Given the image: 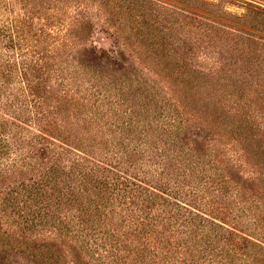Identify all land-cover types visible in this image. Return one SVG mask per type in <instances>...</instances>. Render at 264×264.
I'll use <instances>...</instances> for the list:
<instances>
[{
	"label": "rangeland",
	"instance_id": "1",
	"mask_svg": "<svg viewBox=\"0 0 264 264\" xmlns=\"http://www.w3.org/2000/svg\"><path fill=\"white\" fill-rule=\"evenodd\" d=\"M4 58L0 264H130L188 230L195 264L226 247L200 186L216 160L262 167L239 132L264 146V0H0V74ZM234 213L233 233L264 238Z\"/></svg>",
	"mask_w": 264,
	"mask_h": 264
},
{
	"label": "trees",
	"instance_id": "2",
	"mask_svg": "<svg viewBox=\"0 0 264 264\" xmlns=\"http://www.w3.org/2000/svg\"><path fill=\"white\" fill-rule=\"evenodd\" d=\"M3 62L4 74L0 75H2V77L4 78L10 72L8 67V61H6V58H4ZM6 80L7 79L4 78L1 82V85L6 84ZM24 92L30 94L27 88H24ZM89 123L90 122L83 123L82 125L86 124V126L90 127L91 125ZM55 124L56 128L58 127L60 131L62 130V128H64V124L62 123L57 122ZM201 124L203 126L204 122L201 121ZM207 126L210 127L209 124H207ZM177 127L179 129L176 130V132L180 131L183 126ZM213 135H215V137L210 138V140H213V142L218 146L222 145L226 149L228 154H232L230 150L231 148H233L231 147V140H224L221 136L219 137V133H215ZM239 135L242 137V139H240L242 140V142H247V144H250L249 150L253 151V157L256 159L259 166L262 167H258V169L256 167L250 170L248 167H245L243 169H237L235 166L234 168L227 167L228 170H226L221 166V164H223L222 161L216 160L215 166H217V169L214 171H210L207 176L202 179V186H200L203 188L202 190L204 192L203 195H201L203 198L202 205L204 206L202 211L204 217H202V219L210 223V225L208 226L211 227V230L215 231L216 229L212 228L213 226L221 227L223 225H227V234L229 236V243L226 242V244L228 243L226 247L224 246L219 250L213 249L212 247L210 248L209 245L207 250L202 249L201 251H198L197 249L198 254L211 253V262H209V260L203 256L207 259L208 264H221V262L223 264H259L260 261V264H264V241L262 240L264 238H259L257 234H248L247 237H241V235L233 233V230L237 229L235 221L238 216L234 213V211H239V213L246 214L247 217L253 218L255 220H264V186H246V183L248 182L249 178L252 179L253 177H257V175L259 176V178H262V175L264 176V146L261 144V142H256L253 137L249 138V136H244L243 132H239ZM101 138L102 139L94 140L95 147L99 148L100 145L106 143L104 141H101L103 140V136H101ZM173 139H175V137ZM209 147L210 145L208 146V148ZM81 148L83 149L81 151L85 155L92 156L87 147L81 146ZM200 148L202 149L203 147ZM210 149L214 150L215 148L211 146ZM205 155L209 158L213 156V154ZM135 156L136 153L130 154V158H134ZM230 157L231 155H229L228 158L232 162H234ZM230 160H227V162L231 163ZM245 164L250 166L251 162L245 161ZM259 169L261 170V173H259ZM191 221L194 222V220ZM214 221H216V223ZM252 224L254 229L257 231L256 223L253 221ZM201 227H204V224H202ZM160 230L161 228L156 231ZM191 232V230H188L187 233H183L182 236L179 238V240H181L180 242L170 241L169 236H166V240H163L161 238H158L155 234L153 236L151 235L149 237L150 240L144 241L142 244H136L134 248H131L134 251L133 256H135L136 261L130 264H163L162 262H158V257L160 255H162L165 259L168 257L166 259L167 263L165 264H195V251L192 248L188 250L186 246V243L189 242L186 240L191 234ZM184 234L186 235V237L184 236ZM184 237L185 240L182 241ZM251 239H255L258 243H254L253 241H251ZM123 240L124 239H122L118 243V245L123 243ZM192 243L194 242H191V244ZM162 246H165L166 250H164ZM184 246L185 248H183ZM218 256L221 258V261L218 260Z\"/></svg>",
	"mask_w": 264,
	"mask_h": 264
}]
</instances>
